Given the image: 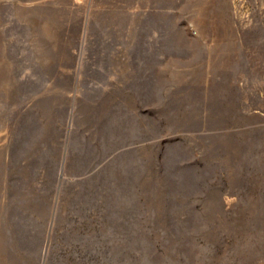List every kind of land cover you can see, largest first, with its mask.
Wrapping results in <instances>:
<instances>
[{"label":"rangeland","instance_id":"obj_1","mask_svg":"<svg viewBox=\"0 0 264 264\" xmlns=\"http://www.w3.org/2000/svg\"><path fill=\"white\" fill-rule=\"evenodd\" d=\"M0 264H264V0H0Z\"/></svg>","mask_w":264,"mask_h":264}]
</instances>
